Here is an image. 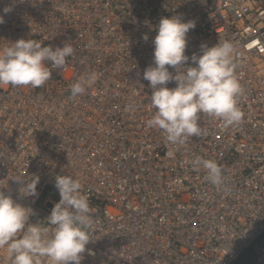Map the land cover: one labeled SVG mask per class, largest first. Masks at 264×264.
<instances>
[{
  "label": "built area",
  "instance_id": "1",
  "mask_svg": "<svg viewBox=\"0 0 264 264\" xmlns=\"http://www.w3.org/2000/svg\"><path fill=\"white\" fill-rule=\"evenodd\" d=\"M177 14L196 21L190 58L204 44L234 45L244 89L241 122L201 113L205 134L180 147L147 126L156 110L143 79L154 26ZM0 15V48L20 38L75 48L44 86H0V184L33 222L47 225L61 199L55 177L70 174L93 219L81 264H233L248 249L264 264V0H0ZM92 72L96 82L72 97ZM196 158L218 163L219 186ZM34 175L38 195L21 196L15 179ZM0 264H11L3 250Z\"/></svg>",
  "mask_w": 264,
  "mask_h": 264
},
{
  "label": "clouds",
  "instance_id": "2",
  "mask_svg": "<svg viewBox=\"0 0 264 264\" xmlns=\"http://www.w3.org/2000/svg\"><path fill=\"white\" fill-rule=\"evenodd\" d=\"M3 11H11V7ZM2 23L4 16L0 15ZM154 27V63L145 69L143 79L152 88L151 106L156 111L147 126L161 130L167 142L180 147L187 138L205 134L200 126L201 113L219 118L225 126L241 122L238 97L244 89L234 74V45L227 40L211 47L204 44L202 54L190 58L186 49L188 33L196 27L194 19L185 20L178 14L164 16ZM143 38L149 39L147 34ZM74 54L75 48L69 43L53 48L29 38L12 41L0 48V86L42 87L52 78L53 69L63 70ZM97 79L95 72L81 76L71 85L72 97L84 94ZM171 81L176 82L175 87H168ZM192 165L206 170L213 184L222 183L223 170L214 160L196 158ZM15 180L21 196L38 195V175L30 181ZM6 187L0 184V250L11 264H81L83 254L89 251L93 226L81 181L70 174L55 177L61 199L44 219L47 225L33 222V209L6 193Z\"/></svg>",
  "mask_w": 264,
  "mask_h": 264
},
{
  "label": "rangeland",
  "instance_id": "3",
  "mask_svg": "<svg viewBox=\"0 0 264 264\" xmlns=\"http://www.w3.org/2000/svg\"><path fill=\"white\" fill-rule=\"evenodd\" d=\"M262 240H264V238H262ZM241 257L242 259L239 258L236 264H257L254 260V252L252 250L249 253H244Z\"/></svg>",
  "mask_w": 264,
  "mask_h": 264
},
{
  "label": "trees",
  "instance_id": "4",
  "mask_svg": "<svg viewBox=\"0 0 264 264\" xmlns=\"http://www.w3.org/2000/svg\"><path fill=\"white\" fill-rule=\"evenodd\" d=\"M263 238H264V236H263ZM249 252H251V249H248L245 253H249ZM240 258L242 259V257H240ZM236 262H237V260L233 264H236Z\"/></svg>",
  "mask_w": 264,
  "mask_h": 264
}]
</instances>
